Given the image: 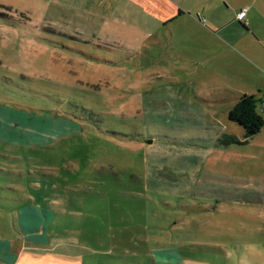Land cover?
I'll return each mask as SVG.
<instances>
[{
	"label": "rangeland",
	"instance_id": "1",
	"mask_svg": "<svg viewBox=\"0 0 264 264\" xmlns=\"http://www.w3.org/2000/svg\"><path fill=\"white\" fill-rule=\"evenodd\" d=\"M32 9V29L0 21V151L14 157H0L8 231L11 210L32 199L56 212L44 237L64 247L131 260L170 246L185 264H264V125L245 137L227 119L234 94L245 93L261 100L264 120V90L253 86L264 78L230 57L216 76L209 47L195 45L191 59L184 35L174 51L163 35L161 47L140 37L129 45L151 58L140 65L104 53L107 62L88 61L45 32L62 31L67 15L37 1ZM0 12L24 21L14 7ZM247 76L250 86L224 88Z\"/></svg>",
	"mask_w": 264,
	"mask_h": 264
},
{
	"label": "crops",
	"instance_id": "2",
	"mask_svg": "<svg viewBox=\"0 0 264 264\" xmlns=\"http://www.w3.org/2000/svg\"><path fill=\"white\" fill-rule=\"evenodd\" d=\"M35 1L56 5L60 13L67 15L68 25L62 31L57 29L45 31L52 35L50 38L62 40L58 35H63L81 41L111 44L115 49L108 50L110 58L124 59L114 60V65L127 66L125 64L132 59H135L136 65H140L144 59L146 61L151 59L137 51L135 47L129 46L136 45L140 37L147 36L153 39V45L161 47L162 39L155 40L163 35L167 38L168 51H174L176 37L184 35L193 41L189 43L193 48L187 51L191 59L195 56L192 54L195 45L209 47L215 62L216 76H225L216 66L219 63L228 64L224 61L230 57L234 62L242 61L251 73L264 78V0H0V4L18 10L24 19L19 20L23 25L18 26L32 29L28 21L34 18L32 4ZM240 10H244V15L241 20H237L236 14ZM179 24L185 28L175 29L174 27ZM81 31H84L85 37H88L89 33L94 40L79 37ZM121 36L124 43L114 41L119 40ZM131 38H134V44ZM95 54H99L98 57L101 58L102 53ZM139 57L144 59L139 61ZM212 69L210 67L204 71L210 73L209 70ZM224 82L225 89L230 91L229 88H233L235 91V85L250 86L252 80L247 76V79L238 80L237 77H233ZM253 86L257 88L259 94L264 90L263 82H255ZM242 95H252L256 98L255 94L243 93L236 96L234 94V103ZM262 95L264 97V92ZM53 218V213L43 214L41 209L31 205L20 210L17 220L23 226L22 233L18 238L0 236V264L8 261L15 264H98L95 254H111L110 251H100L90 246L64 247V242L57 241L58 239L51 238L48 241L47 235L44 237V232L48 231L51 224L48 226L47 222ZM121 226L122 224L119 225ZM35 235H40L42 240L35 245L29 244L26 239ZM63 252L66 254V261L57 256L58 254L62 256ZM84 252L86 254H83ZM7 254H12V257H8ZM158 254H163V257ZM131 256V264H185L175 248L170 246H157L152 253L150 251V255ZM112 261L114 260L109 259L107 264H113ZM99 264L104 263L99 261Z\"/></svg>",
	"mask_w": 264,
	"mask_h": 264
},
{
	"label": "trees",
	"instance_id": "3",
	"mask_svg": "<svg viewBox=\"0 0 264 264\" xmlns=\"http://www.w3.org/2000/svg\"><path fill=\"white\" fill-rule=\"evenodd\" d=\"M0 7L3 8L2 5H0ZM0 21H3L9 25H15V26L23 25L20 21L17 22V21H14L13 19L7 18L6 16H3L1 14V12H0ZM58 38H62V40L54 38L55 40H59V42L54 43L58 49H60L63 52H64V49L68 50V52H72L73 46H76V48L74 49L73 52H75L80 57H86V59L88 61H92V62H94V61H96L98 63L107 62V61H103L104 60L103 58H99L98 57L99 54L96 55L95 53L107 54L109 52L108 50H110L112 48L115 49V47H113L111 44H98V43H94V42L81 41V40H77L76 38H73L71 36L58 35ZM48 41H52V40H48ZM65 44L70 45V48H66L64 46ZM101 64H103V63H101ZM258 101H260V103H261L260 99H256L252 95H242L229 108V110L227 112V119L230 121H233V122L237 123L239 126H241V128L243 129V135L245 137H250V136L254 135L264 125V120L261 117L260 112H258V108L262 109L263 107H262V105L261 106L257 105ZM232 141L234 142L233 138H232ZM12 145H14V144H12ZM10 156L11 155L9 153H6L5 150L0 151V157H4L5 159L14 158V157H10ZM2 171L3 170H1L0 172H2ZM11 177L12 176H10L9 178H11ZM16 196H18V197L14 198V200L17 201V203H18V202H20L22 197L20 195H16ZM28 205H31L32 207H36L39 210L41 209L43 211V214H47L50 212L53 214H56L55 211H52L49 208H46L45 206H43L37 202H33L32 199H26L23 201L22 205L11 210V218L12 219L9 221L10 226L13 228L12 231L9 230L11 233L8 231V223H7L8 218H3L4 216L5 217L9 216L8 213H2L1 214L3 216H0V228L5 230V231H8L9 234H11L12 237H14V238L19 237L22 233L21 228L23 226L17 220L18 215L20 214V210H22L23 208H25ZM51 221L52 220L50 219L47 222L48 226L51 223ZM9 237H11V236H9ZM69 251H73V250H69ZM78 254L80 255V252H78ZM83 254H86V252H84ZM97 254H101V253H97ZM97 254H95V257H97ZM102 254H104V253H102ZM91 255H93V254H91ZM57 256L61 257L63 260L66 261L67 257H66V254H64V252H63L62 256L60 254H58ZM106 257L107 258H104V260H100L97 258L96 259L97 263L99 264V261H101L102 263L107 264L109 259H112V260H114V261H112L113 264H131L130 260L126 259V256H124V257H122V255L116 256L115 254L111 253V254H106Z\"/></svg>",
	"mask_w": 264,
	"mask_h": 264
},
{
	"label": "built area",
	"instance_id": "4",
	"mask_svg": "<svg viewBox=\"0 0 264 264\" xmlns=\"http://www.w3.org/2000/svg\"><path fill=\"white\" fill-rule=\"evenodd\" d=\"M244 15V10H240L237 14H236V19L237 20H241L242 17Z\"/></svg>",
	"mask_w": 264,
	"mask_h": 264
}]
</instances>
